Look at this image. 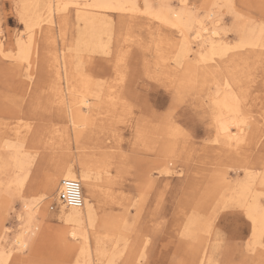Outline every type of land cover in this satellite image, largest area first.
Here are the masks:
<instances>
[{"label": "rangeland", "instance_id": "obj_1", "mask_svg": "<svg viewBox=\"0 0 264 264\" xmlns=\"http://www.w3.org/2000/svg\"><path fill=\"white\" fill-rule=\"evenodd\" d=\"M99 1L81 0L86 5ZM112 1L132 6L117 13L87 7L83 20L71 6L55 15L52 26L44 22L40 29L28 30L27 10L41 8L45 0H0V139L17 144L19 134L17 145L22 146L20 165L12 149L0 150V253L6 257L11 251L7 264H264V227L256 238L247 215L252 204L264 210V49L238 47L239 25L264 40V0ZM145 4L154 13L184 11L204 23L207 15L219 21L226 55L217 58L218 74L198 76L188 85L183 67L197 64L198 47L191 44L187 62H177L180 35L154 23ZM87 19L92 20L86 25ZM92 31L104 52L80 47L90 42ZM22 42L27 59L21 61ZM62 54L69 67L66 74ZM225 81L238 95L240 117L256 128L248 148L234 153L216 140L218 111L210 102ZM58 89L65 91L63 101ZM82 96L95 108V116L83 113L84 133L78 142L66 109ZM106 161L119 187L109 189L104 179L97 184L101 191L119 195L128 223L113 239H118L116 244L103 245V256L90 242V259L83 254L82 241L61 222L56 192L47 193L45 186L50 175L65 167L77 171L86 166L93 177L105 178L98 166ZM20 178L23 184L17 186ZM244 186L249 187L247 196L241 193ZM38 199L42 202L31 224L36 232L20 248L15 239L25 226L23 206ZM105 202L100 197L95 206L98 219L88 229L91 240L103 226ZM134 245L142 254L129 262Z\"/></svg>", "mask_w": 264, "mask_h": 264}, {"label": "bare ground", "instance_id": "obj_2", "mask_svg": "<svg viewBox=\"0 0 264 264\" xmlns=\"http://www.w3.org/2000/svg\"><path fill=\"white\" fill-rule=\"evenodd\" d=\"M182 1H184L183 3H185V0H182ZM85 2H88V1H85ZM112 2H114V1H112V0H110V1L109 0H101L99 2H96L93 5L101 4V3H112ZM124 2H126V1H124ZM77 4L80 5L79 8L75 7V5H77ZM123 4H125V3H123ZM64 5H68L69 7H71V6L74 7L75 11H76L75 13H76L77 18L82 19V20H83V18H85L84 15L86 13H88L87 9H89V8L85 7L86 4L81 2V0H45L43 5H41V8L40 7L39 8L38 7H32V8H29L27 10V14L29 15L28 21H26L28 24L27 25L28 30H32L34 27L39 28V27H41L42 23H44V22L49 23L52 26L54 24L55 15L61 14V12H64L67 10V8H65ZM214 5H213V8H215ZM38 6H40V5H38ZM130 6H132V5H130ZM228 6H229V4H228ZM216 7H217V5H216ZM91 8H93V7H91ZM91 8H90V10H91ZM94 8H96V7H94ZM130 8H129V10H130ZM167 8H169V7H167ZM96 9H97V11L102 10V11L112 12V10L104 9V8H96ZM129 10H128V12H129ZM133 10H134V7H133ZM166 10L163 12L154 13L150 8H148V13H149L148 16L153 22L157 21L162 26L171 27V28L175 29L177 31V33L180 35L179 37H180L182 43H181V46L179 48L180 49L179 51H182V52L180 55L178 54L176 56L175 60L176 61L179 60L180 64H182L183 62L186 63L188 53L191 50H193L191 47V44L198 47V50H196V52L194 51L195 52L194 59H195L196 63L200 64V65L198 66L196 64L195 66L194 65L188 66V64H186L183 67L185 69L186 73H188L187 74V79L189 80L188 85L192 86L193 84H195L199 79L198 76H202V77L211 76L212 77V75L214 73H216V71H220L221 69L219 68V66L221 65V63L219 62L220 60L217 58H222L226 54L224 51V47L221 46V44H220V42H221V40L219 39L220 38V30L217 26L219 21L212 20L211 16L207 15L208 23L205 22L206 23L205 24L204 20H202V18L199 19V17L195 18L194 16H190V14L189 15L187 14L188 12L186 13L184 11L183 12L179 11L180 12L179 14L177 13V14L173 15L174 13H171V11H172L171 9H170L171 10L170 12L168 10L167 11ZM122 11H126V9H124ZM113 13H114V11H113ZM116 13H117V11H116ZM25 14H26V11H25ZM123 14H125V12ZM89 15H91V14L89 13ZM95 15H97V14L95 13ZM132 15H134L133 12H132ZM86 16H87V14H86ZM90 18H92V16ZM93 18H95V17H93ZM96 19L101 20L100 18H96ZM87 20L85 21L86 25H87L86 22H89L92 19L88 20V21ZM94 20L95 19H93V21H92L93 24H94ZM95 23L98 26V23H99L98 20H96ZM101 23L102 22H100V24ZM96 24H95V26H96ZM86 25H84L85 29H88L89 27H86ZM209 25H211V26H209ZM244 25L245 24L239 25V30L241 33V40H240L238 47L242 48V49H244V48H252L253 49L254 47H260V48L264 49V40L262 41V36H260V35H258L257 37L253 36L252 32H250V30L247 29ZM99 26H101V25H99ZM94 29H96V28H94ZM93 32L94 31H92V34L89 36L90 42L87 39L89 43H86V42L83 43L82 42L83 46H80V47H82V49L88 53L92 52V51H94V53H95V51L96 52L97 51L104 52V47H105V46L103 47L104 44L103 43L101 44L100 40L96 37L97 35L93 34ZM191 32H193L192 38L190 37ZM88 33H91V30ZM29 34H31V33H29ZM77 37H78V35H77ZM173 38H174V36H173ZM189 38H191V43L189 41L190 40ZM78 39H76V42L78 41ZM81 40L83 41L84 39H80V41ZM23 43L24 42L19 43L20 50H21V56L20 55H18V56H20L21 61L27 59L26 58L27 57L26 47L23 46L24 45ZM1 48H2V46L0 43V52H2ZM260 48H258V49L260 50ZM252 51H254V50H252ZM158 52H159V50H158ZM67 54H65V55H67ZM161 55H163V54H161ZM73 56L75 58L76 55H73ZM64 57H65L64 55L61 57V60H62L61 70L64 72V74H66L68 66H67V63H66ZM168 58H167V60H168ZM165 59L163 61H165ZM173 61H170V62H173ZM165 62H167V61H165ZM192 63H194V62H192ZM27 65H29V64L27 63ZM175 65H173V66H175ZM168 69H170V68H168ZM198 71H201L202 74L201 73L198 74ZM70 72H69V74H70ZM216 74H218V73H216ZM73 76H75V75H73ZM76 84H78V82ZM65 85L66 84H64V87H66L68 84L66 86ZM87 86H90V85H87ZM59 87H60V85H59ZM85 88H88V87H85ZM229 89H230L229 81H225V84L224 85L222 84V86L217 85V96L214 95L215 97L211 98L210 99L211 101L210 100L209 101L211 103H213V105L215 106V109L218 111L216 118H215L216 135L218 137V138L216 137V140L221 139V141L224 143V146L226 147V151L229 153H234V152H237V151L243 149L244 147L248 148L250 139L253 138L252 136L254 134V132H253L254 125L252 122L248 121L246 118L240 117V107H239V103H238V101H239L238 95H237V93L234 92V89H232V90H229ZM58 90H59L58 94H59L60 98L62 97L61 98L62 101H63L65 91H67V93H69V92L71 93V91H69V88H66L64 92L61 89H58ZM80 94H81V92H80ZM78 95H79V92H78ZM74 97H75V95H74ZM92 105H93V103H92ZM94 109L95 108H93L91 106V102L89 101V99L84 98L83 96L80 98L76 97L73 100V105L67 107L66 112H67L68 118L70 119V122H71L72 127H73L72 131H73L74 137L76 139L75 141L79 142L80 139H82V137H83L84 119L86 118V116H84L83 113H85V114L88 113V114H90L91 117H93V116H95ZM84 110H85V112H84ZM146 122H148V121H146ZM255 129H254V131H255ZM17 136L18 137H16V140L19 143L20 142L19 134ZM17 144H15V143L13 144V142H11V141L8 142L3 138V136H1L0 150L12 149L14 154H15V161H16V163H18L20 165L21 161L18 160V154L21 153L20 150H21L22 146L20 148V147H18ZM0 156H1V154H0ZM240 157L243 158V156H240ZM6 158H4V161L6 160ZM19 158H20V156H19ZM244 158H248V157H244ZM1 161H3V160H1ZM7 162H9V161H7ZM98 167L102 168V173L107 175L105 178L93 177V175L91 174L92 171L90 170L89 167H86V166H81L80 169L77 171H75L74 168H72V167H65V168L58 170L56 173L50 175L47 182H46V186H45L47 193L50 194V193L56 192V194H57L58 189H59V185H60L61 181H63V180H68V179L78 180L80 183H82L81 184L82 186L85 183H88V184H85V185H88L87 195H85L84 190L82 188L84 204L81 208H67L59 202L58 197H57V201H58V205L61 206V208H60L61 209V211H60L61 222L64 224V226L69 228V233L73 238H75V239L77 238V239L82 241V244H84V246H85L84 250H83V254L88 255L89 258L91 257V254H92L90 247H89L90 242H92V244L96 245L99 248V251H97V252H99V254L101 256H103L105 254L104 253L105 251L103 249V245L105 246V244H107L108 242H113L116 244L118 242V239H117V241H115L113 239H116V237L123 234V231H125V229L127 227V223H128V214L126 212H124V210L122 209L121 199H117L119 195L116 196V194L113 191L105 193L104 191L100 190V188L97 184L98 181H101V179L103 181V179H104L103 182L107 185V187L109 189H113L115 186L119 187L118 186L119 182H117L115 180L116 178L110 177V173H111L110 169L112 168L111 162L106 161L103 165H99ZM22 168H23V166L21 165L20 169L22 170ZM16 183H17V186L18 185L22 186L23 180L20 178V179L16 180ZM218 188H219V186H218ZM219 191H221V190H219ZM222 191H223V189H222ZM241 193L243 196L244 195L247 196V194L249 193V187L244 186L242 188ZM205 195H206V193L204 194V196ZM100 197H102V199L106 201L103 209L100 212L102 214L103 222L101 224L103 226H101V228H98V230H95L93 232V235H92L93 238L91 240L90 237L88 236V229L94 228L96 221L98 219V212H97L98 209H96L95 206L97 204H99ZM217 198H218V196H217ZM39 199H41V197ZM41 202H42V200H39V201L36 200L35 202H32L30 204H24V206H23L24 210H25V213H24L25 218L23 219L24 221L22 220L23 221L22 224H24L25 226L22 227V231H23L21 233L22 235L18 236L15 239V244L18 245L20 248H26L28 246L29 239L30 240L32 239L31 235L34 234V231L37 227L35 226L34 230H31L32 229L31 224L36 219V214L39 210ZM247 215L249 216V218L251 219V221L253 223V229H254L255 237L259 238L261 231L263 230V227H264V210H262L258 205L252 204V206L248 208ZM119 242H120V239H119ZM136 245L140 246V243L137 241ZM136 245H134V248L131 249V251L129 252V255H128V258H129L128 261L129 262L132 260H135L137 258V255L142 254V253H139L138 247ZM143 248H144V246L141 247V250ZM9 254H11V251H10V253L7 254L8 256H6V257H4V253H0V264H7L8 259L10 257ZM99 260H100V258H99ZM97 263H99V262H97ZM87 264H89V263H87Z\"/></svg>", "mask_w": 264, "mask_h": 264}, {"label": "built area", "instance_id": "obj_3", "mask_svg": "<svg viewBox=\"0 0 264 264\" xmlns=\"http://www.w3.org/2000/svg\"><path fill=\"white\" fill-rule=\"evenodd\" d=\"M59 202L67 208H81L84 204L82 185L78 180H63L57 192ZM53 210L54 207H51Z\"/></svg>", "mask_w": 264, "mask_h": 264}, {"label": "snow or ice", "instance_id": "obj_4", "mask_svg": "<svg viewBox=\"0 0 264 264\" xmlns=\"http://www.w3.org/2000/svg\"><path fill=\"white\" fill-rule=\"evenodd\" d=\"M65 8L69 7L68 5H64ZM76 8H79L80 5H75ZM85 7H96V8H104V9H109L112 11H122L125 8L128 7V5L125 4H118V3H101V4H96V5H85ZM134 7V6H133ZM145 8H148L149 5L145 4ZM187 7V5H185Z\"/></svg>", "mask_w": 264, "mask_h": 264}]
</instances>
